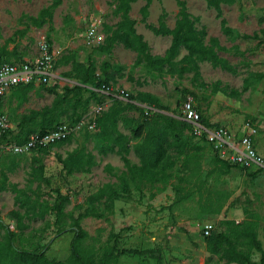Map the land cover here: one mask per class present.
Listing matches in <instances>:
<instances>
[{
  "label": "rangeland",
  "instance_id": "374dc122",
  "mask_svg": "<svg viewBox=\"0 0 264 264\" xmlns=\"http://www.w3.org/2000/svg\"><path fill=\"white\" fill-rule=\"evenodd\" d=\"M184 1L188 12L198 17L196 26L205 29L206 39L215 36L220 45L227 48L218 51V54L228 61L234 72L213 67L207 61H199V76H194L193 70H183L184 64L181 62L176 64L172 74L163 72L158 75L145 62L137 64L136 53L121 44H115L108 52L98 48L104 44L105 39L98 45L88 44L85 30L93 19L100 21L105 37L119 20L112 0H61L53 9L50 20L40 27L34 25L28 16L37 17L39 10L52 0H0V39L15 42L16 48L32 57L30 52L36 50L38 38L44 35L50 45L60 51L54 69L65 67L61 72L63 79L52 81L57 86V95L63 93L64 87L74 85L70 81H74L70 77L73 74L70 71L71 63L89 60L95 67V73L99 74L106 69L113 75L109 84L113 88L124 89L130 95L149 92L158 97L161 104L168 108V113L177 118L180 116V104L185 97L190 96L205 120L213 126H224L232 132H238L242 123L249 119L259 126L254 142L257 152L264 157V31L261 32V29L264 30V0H236L232 4H221L228 26L240 34L256 32L258 39L224 34L220 18L216 17L213 8L207 6L206 0ZM143 4V0L133 2L130 16L135 20L136 31L147 42L150 53L163 56L170 45L171 36L156 35L145 27L139 11ZM162 10L166 12L167 25L172 28L178 10L175 0H152L147 22L156 25ZM186 53L181 48L176 60ZM258 74L262 75L260 79L255 76ZM245 79H249L250 85L243 90ZM43 85L51 86L37 82V89L46 92V96L32 99L38 109L50 105L57 96L56 93L44 90ZM99 89L87 86L83 96L88 97L90 90L98 92L104 111L113 106L116 100L125 103L129 99V96L111 98L100 93ZM232 91L239 94H232ZM96 102L91 99L87 108H81L80 111L88 112ZM136 103L137 109L122 113L131 125L146 120L145 113L150 114L156 110ZM141 107L151 110L146 108L142 112ZM70 114L69 110L62 113L60 121L70 120ZM6 119L14 132L20 129H39L37 118L22 125L21 117L15 113L13 116L7 115ZM118 128L130 135L129 127L122 119H119ZM96 131L97 127L88 131L87 138L85 131L78 132L68 142L50 147L46 152L32 150L24 155H15L18 161L12 171L2 166L1 162L8 158L2 155L0 178L3 170L7 175V183L17 185L32 198L49 205L54 203L59 191L68 196L64 212L83 211L88 206L87 198L91 193L106 183L117 186L118 175L125 170L120 155L115 152H98L93 136ZM185 136L193 145L189 157L186 162L183 158L177 160L168 170L170 176L166 182H142L139 188L130 183L128 197L115 200L111 209L102 205L103 198L97 203L101 216H88L80 220L81 227L87 233L82 242L84 252L99 255L106 246L115 244L118 251H124L119 254L116 264H235L207 251L203 227L211 224L210 233L226 231L228 225L221 222L241 223L250 219L256 220L257 237L264 251V170L255 175L236 166L226 170L223 164L216 162L212 149L199 144L190 135V131L185 132ZM134 141L131 140V143ZM81 147L92 153L96 164L88 171L67 174L58 162L57 154L65 157L68 152ZM32 155H36V158L38 156L44 165L45 179L35 174L30 160ZM127 157L131 163H140L132 148ZM12 210L25 212V208L15 204L14 194L10 190L1 191L0 217L15 230V222L10 215ZM54 221L55 214L50 212L43 218L26 215L24 222L28 227L22 235L26 241L23 239V246L28 247L32 243L42 247L46 244L57 232L58 227ZM69 222L67 217L66 223ZM73 233L65 231L58 236L48 247L47 257L66 260L70 255ZM260 257V252H251L252 260L258 262Z\"/></svg>",
  "mask_w": 264,
  "mask_h": 264
},
{
  "label": "trees",
  "instance_id": "16d2710c",
  "mask_svg": "<svg viewBox=\"0 0 264 264\" xmlns=\"http://www.w3.org/2000/svg\"><path fill=\"white\" fill-rule=\"evenodd\" d=\"M135 1L137 0H112L114 3V12L119 15V20L104 38V44L98 47L100 51L108 52L115 44H121L136 53L137 64L145 62V65L149 69L156 71L158 75H161L163 72L172 74L175 71L176 64L179 62L184 64L182 66L183 70H193L195 72L194 76H199V61H207L213 67H220L223 70L235 71L229 65L228 61L218 54V51H225L227 48L220 45L218 38L215 36H209L206 39L205 29L196 26L198 17L188 12L184 0H175L178 10L172 28L166 23V12L164 10L159 14L156 25L148 23L147 17L152 0H143L144 4L140 7L139 11L141 21L145 27L156 35L171 36L170 45L164 55H152L143 35L136 31L135 20L130 16L131 4ZM235 1L206 0V4L208 7L213 8L216 12V17L220 18V26L224 34L238 36L243 39H258L259 36L256 32L253 34H240L228 26L223 16L221 4H232ZM60 3L61 0H52L49 5L39 10L37 17L28 16V19L34 25L40 27L43 23L50 20L53 9ZM262 31L264 30L261 29ZM181 48H184L187 53L181 59L176 60ZM79 63L74 61L72 69L70 70L73 72L70 77L77 79L78 84L72 87H64L61 95H57L56 85L48 87L43 85L42 88L44 90L50 93H56L57 96L50 105H45L38 110H32L28 115H24L21 118V125L37 118L39 129L36 131L20 129L17 132L9 130L4 135L5 141L23 143L31 133H44L60 123H77L87 113L86 110V112H81L80 109H86L91 99L97 101L96 104H102L100 103V94L98 92L90 90L88 97H84L83 94L87 91V86L98 89L103 85L108 86L113 79V75L108 73L106 69H103L99 74L95 73V67L89 60L80 61ZM255 76L257 79L262 77L261 74ZM249 85V79H245L243 90H246ZM32 86V84H26L25 87L28 89ZM231 93L235 95L239 94L236 91H232ZM116 101L107 111L103 109L97 116L96 125L93 128L95 129L97 127V131L93 136L98 152L100 154H106L108 152L117 153L123 161L125 170L118 175L119 184L117 186L113 183H106L97 191L91 193L87 198L88 206L83 211L79 210L77 213L64 212V204L68 196L63 195L59 191H57L52 205L46 202L42 203L37 198H32L24 189L18 188L13 183H7V175L3 170L1 171L0 192L10 190L14 194L15 204L19 208H25V212L21 213L19 210H12L10 212L15 222V230L11 229L9 224L5 223L0 217V264H116L119 254H122L124 251H118L115 244L106 246L99 255L92 252L87 253L82 250V242L87 233L81 227L80 220L88 216H101L97 203L103 198L102 205L105 208L111 209L115 200L124 196L128 197L130 183H134L136 188H139V183L142 182L150 184L159 181L166 182L170 176L168 170L180 158H183L184 162H186L189 157L190 148L193 146L190 145L189 139L185 136V132L190 131L189 124L168 113V108L163 106L160 99L155 95L141 91L135 95L129 94V99L125 103ZM136 102L151 108L153 107L156 110L150 114L145 113L146 120L136 125H131L130 121H126L123 118L122 113L126 110L137 109ZM196 107L203 121L211 126L205 120L197 105ZM141 108L140 110L142 112L146 111L144 107ZM67 110L71 113L70 120L61 122V115ZM150 110L149 108L148 111ZM119 119H122L125 125L129 127L130 135L119 130ZM91 130L85 125L80 132L85 131L87 138L88 131ZM190 135L193 137L191 133ZM72 136L70 135L66 139L47 147H38L33 149V151L46 152L50 147L68 142ZM131 140L136 141L131 143ZM196 141L211 149L204 139H196ZM131 148L138 155L140 159L139 164L131 163L128 159L127 155ZM15 155L7 154V161L3 160L1 162L2 166L6 167L9 171L13 170L16 166V161H18ZM214 159L216 162L223 164L226 170L231 166H236L251 172V175H255L258 171L263 170H247L239 165L228 163L216 154ZM30 160L35 174L39 175L40 178H44V165L40 163L39 157L37 156L36 158V155H32ZM57 160L67 174H71L74 171H88L91 166L96 164L92 153L85 151L83 147L73 149L65 157L57 154ZM48 212L55 214L54 223L58 227L55 236L42 247H38L32 243L27 244L28 247L23 246L22 241L24 238H22V235L28 227L27 223L24 222L26 215L30 214L34 217L43 218ZM67 217L70 219L69 223H66ZM221 223L228 225L226 231L219 230L209 233V235H204L207 251L230 263L264 264V251L257 237L255 219L241 223H235L233 221H223ZM65 231L74 232L70 241L69 257L64 261L49 259L46 255L48 247ZM253 250L261 254L258 262L251 258V252Z\"/></svg>",
  "mask_w": 264,
  "mask_h": 264
},
{
  "label": "built area",
  "instance_id": "2783aa9c",
  "mask_svg": "<svg viewBox=\"0 0 264 264\" xmlns=\"http://www.w3.org/2000/svg\"><path fill=\"white\" fill-rule=\"evenodd\" d=\"M85 35L87 43L91 45H98L104 41L105 36L97 18L87 26ZM57 53L46 37L41 36L38 41V54L34 59L0 63V156L4 154L24 155L38 147H47L70 135L77 134L85 125L90 130L95 127L97 116L104 109L102 104H95L77 123H60L44 133H31L23 143L5 141L4 135L10 130V125L1 112V103L5 93L18 84L38 82L51 85L56 79L54 63ZM100 92L111 98H128L129 96L124 89L113 88L111 85H103ZM179 112V118L189 124L193 137L204 139L219 158L247 170H264V157L257 152L254 142L259 129L258 124L248 119L242 123L238 132H232L224 126H209L201 118L196 103L190 96L182 101ZM211 229V224H205L203 234L209 235Z\"/></svg>",
  "mask_w": 264,
  "mask_h": 264
},
{
  "label": "crops",
  "instance_id": "0c3cea01",
  "mask_svg": "<svg viewBox=\"0 0 264 264\" xmlns=\"http://www.w3.org/2000/svg\"><path fill=\"white\" fill-rule=\"evenodd\" d=\"M44 36V35H42ZM41 37V36H40ZM38 38V41L40 39ZM7 40V39H6ZM5 39H0V63L8 62V63H14V62H21L25 60H31L34 59L38 54V42L36 50L33 49L32 57L28 56L26 52L21 51L20 48H16L17 44L15 42H7ZM53 50H55L57 53L56 59L59 57L60 51H58L55 47H53ZM16 48V49H15ZM79 58V57H78ZM55 64V63H54ZM68 65V64H67ZM73 63H71L72 69ZM65 67H58L56 70L54 69V73L56 75L57 80H62L63 77L61 75L62 70ZM55 79V80H56ZM72 83L78 84V80L73 78ZM55 82V81H54ZM52 83L51 85H53ZM33 86L31 88L26 89V84H18L16 86L11 87L7 90L5 93L2 103H1V112L5 115V117L13 116L14 113L21 118L28 114L32 110H38V108L35 106V102L32 101V99H35L38 97L46 96V92H41L37 89V83H33ZM100 92V89H99ZM102 93V92H100ZM103 94V93H102ZM10 125V130L11 129ZM7 155V154H4Z\"/></svg>",
  "mask_w": 264,
  "mask_h": 264
}]
</instances>
